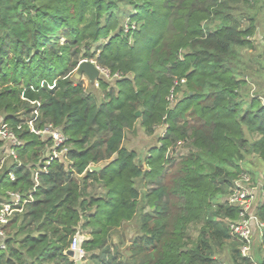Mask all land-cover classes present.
Listing matches in <instances>:
<instances>
[{
  "label": "trees",
  "instance_id": "obj_1",
  "mask_svg": "<svg viewBox=\"0 0 264 264\" xmlns=\"http://www.w3.org/2000/svg\"><path fill=\"white\" fill-rule=\"evenodd\" d=\"M245 1L256 13L242 0H0V124L21 141L0 164V206L8 193L27 200L0 226V264H75L66 251L83 231V264H216L225 248L250 264L228 232L238 211L221 203L244 154L264 160V98L240 59L264 0ZM82 60L120 78H100L96 97L73 76ZM35 112L36 129L64 135L63 159L25 125ZM136 122L147 136L165 126L147 169L123 145ZM137 180L152 185L143 197ZM256 213L264 222V200ZM131 222L126 256L111 238Z\"/></svg>",
  "mask_w": 264,
  "mask_h": 264
},
{
  "label": "built area",
  "instance_id": "obj_2",
  "mask_svg": "<svg viewBox=\"0 0 264 264\" xmlns=\"http://www.w3.org/2000/svg\"><path fill=\"white\" fill-rule=\"evenodd\" d=\"M99 71L100 78L111 80L114 78L119 79L120 75L115 73L111 74L107 69L95 65ZM184 81L181 80V83ZM94 87H98V80L93 82ZM174 88L171 90L167 101L169 105H173L175 102V95L173 93ZM36 112L34 119L25 123L31 133L40 136H47L50 138L51 145V156L50 159L64 158L66 153L65 148V137L58 128L53 127L51 124L44 126L42 129H36L33 125V121L36 119ZM21 128V125L16 127ZM165 126H163L164 130ZM163 133V132H162ZM162 135V134H161ZM0 140L3 141L4 147L6 148L5 156L13 157L15 159V148L21 145V141L17 138L14 131L7 124H0ZM183 147V143L179 142L176 150L180 152ZM170 153V152H169ZM171 155V153L169 154ZM36 176V174H35ZM12 179V176H10ZM264 200V192L262 190L261 178L253 180L248 171L241 169L238 175L233 179L231 186L227 194L221 198V203L234 208L238 211V216L235 220L228 221V232L231 237L237 239L241 245L239 247V253L241 257L248 258L250 260L251 242L256 235L261 239L264 236V222L261 221L256 213L258 205ZM27 202L26 199H21L18 193H8V201L3 202L0 206V226L6 224L8 216L14 211H20L22 206ZM3 231L0 228V249L4 248V243L1 237ZM84 239L81 233H76L71 239V243L68 250L77 251L79 258L85 257V251L81 248V243ZM261 247L264 249V246ZM216 264H221L217 262Z\"/></svg>",
  "mask_w": 264,
  "mask_h": 264
},
{
  "label": "rangeland",
  "instance_id": "obj_3",
  "mask_svg": "<svg viewBox=\"0 0 264 264\" xmlns=\"http://www.w3.org/2000/svg\"><path fill=\"white\" fill-rule=\"evenodd\" d=\"M242 1L244 3H248L245 0ZM247 8L249 9L250 14L256 13L258 5L254 4L253 1L252 3H248ZM234 15L238 16L237 13H234ZM258 17L260 20L256 21V30L252 38V40L254 39L253 48L242 50L240 52V59L243 63L242 69L247 72V75L245 76L249 81V86L251 87L249 94L257 93L258 95H260V97L264 98V16L262 13H260ZM243 25L246 27L247 23L244 22ZM75 73L76 69L73 72V76ZM78 79L82 81L83 86L87 91H91L96 97H100L101 93L99 92L98 88L94 87L93 84H90L85 76L81 75ZM178 96L179 95L177 94L175 97V101L176 99H178ZM162 129L163 127H161L160 134H157L156 136H147L139 127L138 122H136L133 130L127 131L125 133L123 145L127 149L134 150L136 152L138 165L141 166L142 169H147L145 159L150 149L158 144V138L162 134ZM187 145L188 146L183 147V153L185 155H188L189 152H194V149L189 145V143ZM3 158L4 157L0 158V164L4 161ZM239 165L240 169L248 171L255 181L260 179V174L264 172V160L258 159L257 161H253L252 156L247 153L244 154L243 159L241 160ZM178 169V166L168 168L167 174L164 176V182L166 185H169L173 177L175 178L178 176L176 175L178 173ZM135 187L137 188L139 195L143 197L146 191H149V189H151L152 185L147 184V182H145L144 180H137ZM134 222L136 224L138 223V216L136 217ZM134 222L123 225L119 230L113 233L111 238L113 244H119L121 241L123 242V245H121L120 248L123 254H125L126 256L129 255L128 247L136 234L135 227H133L135 225ZM3 234H5V232H3ZM253 247L255 248V255H258V258L255 259V261L258 263L259 255L261 254V243L259 242V238L256 235L252 239L250 245L251 249H253ZM215 257L217 259V262L221 264H233L229 258L228 248H225L222 251V254Z\"/></svg>",
  "mask_w": 264,
  "mask_h": 264
},
{
  "label": "water",
  "instance_id": "obj_4",
  "mask_svg": "<svg viewBox=\"0 0 264 264\" xmlns=\"http://www.w3.org/2000/svg\"><path fill=\"white\" fill-rule=\"evenodd\" d=\"M81 75L85 76L86 79L90 82V84H93L94 81H97L100 79L99 71L97 70L94 62L88 61V60H82L78 63L76 68V73L74 74V78L78 79ZM140 113L137 111L135 112V117H139ZM89 171H98L100 170L99 165H90L88 167ZM66 255L74 261L75 264H83V260L78 257L77 251H71L67 250Z\"/></svg>",
  "mask_w": 264,
  "mask_h": 264
},
{
  "label": "crops",
  "instance_id": "obj_5",
  "mask_svg": "<svg viewBox=\"0 0 264 264\" xmlns=\"http://www.w3.org/2000/svg\"><path fill=\"white\" fill-rule=\"evenodd\" d=\"M161 127L162 126H159L158 128H156V130H155V134H154V136H156L157 134H160V132H161ZM162 132H163V129H162ZM124 143V142H123ZM181 152L183 153V147L181 148ZM184 154V153H183ZM252 159H253V161H257L258 159L257 158H255V157H252ZM261 175V174H260ZM260 178V177H259ZM81 235H82V238L83 239H87L89 236H88V234H87V232H85V231H83V232H81ZM260 242V241H259ZM255 248L253 247V249H251V252H250V256H251V258H250V264H261V259H262V255H263V253H264V249L261 247V249H260V251H261V254L259 255V261H258V263L255 261V259L256 258H258V255H255L256 253H255V250H254Z\"/></svg>",
  "mask_w": 264,
  "mask_h": 264
}]
</instances>
